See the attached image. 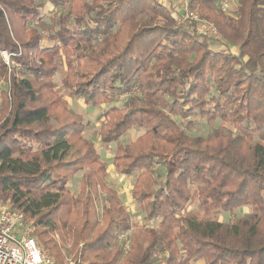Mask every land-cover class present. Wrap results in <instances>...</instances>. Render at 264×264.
Masks as SVG:
<instances>
[{"label": "trees", "instance_id": "1", "mask_svg": "<svg viewBox=\"0 0 264 264\" xmlns=\"http://www.w3.org/2000/svg\"><path fill=\"white\" fill-rule=\"evenodd\" d=\"M46 1L53 15L0 0V199L41 250L54 264H264V0H238L233 16L187 0L219 39L177 27L158 0ZM67 98L112 104L98 142L115 145L143 224Z\"/></svg>", "mask_w": 264, "mask_h": 264}, {"label": "built area", "instance_id": "2", "mask_svg": "<svg viewBox=\"0 0 264 264\" xmlns=\"http://www.w3.org/2000/svg\"><path fill=\"white\" fill-rule=\"evenodd\" d=\"M183 15L176 19L183 26L187 21L200 27L202 33L219 39V34L211 24L200 19L188 6L187 0H180ZM230 0H218L217 6L227 12ZM185 28V27H183ZM32 228L24 220L21 212L15 210L8 201L0 199V264H54L32 237ZM131 231L119 235L118 241L124 251L129 248Z\"/></svg>", "mask_w": 264, "mask_h": 264}, {"label": "rangeland", "instance_id": "3", "mask_svg": "<svg viewBox=\"0 0 264 264\" xmlns=\"http://www.w3.org/2000/svg\"><path fill=\"white\" fill-rule=\"evenodd\" d=\"M42 3L44 4V8H43V11H47L48 10V13L50 15H53V13H55V11H52L51 10V7L49 6V4H47V1L46 0H41ZM165 4L169 5V3H171L170 6L173 7V9L175 8L176 10H179V7H181V2L178 0H164ZM179 13V12H178ZM183 15V13H181ZM180 19V18H178ZM191 24V21H187L186 22V26L185 24H183V26L181 25H178L177 22H176V26L179 27V28H182V29H187L189 28L188 26ZM185 27V28H183ZM205 34V33H204ZM207 35V34H206ZM215 39V38H214ZM216 45L217 47L219 45H217V42L214 44ZM215 46V47H216ZM222 48V47H221ZM232 51V49H231ZM0 58L2 59L3 63L5 65H7L8 67H10V55L6 52V51H1L0 52ZM64 61V60H63ZM63 61H60V63H62L61 65L63 66ZM12 67H15V69H18V65H13L11 66ZM64 67V66H63ZM10 68V69H11ZM65 68V67H64ZM63 68V69H64ZM58 76L57 78L55 79L57 82H58ZM7 81V79H6ZM5 81L2 80L1 82V85H5L4 84ZM60 85V84H58ZM63 95H65L63 93ZM119 101L116 102V103H113V105H121V103H123V101H125L127 99V96H121V97H118ZM67 104L68 106L75 112H79L80 114H83L86 118V120L88 121V125H87V131H86V137L94 144L95 148L97 149V151L99 152L100 156H101V159L105 162L106 166L109 167V165H111V161H112V157L115 153V145L114 144H110V145H107V146H104V145H101L99 144L98 142V138H99V135H98V130H99V126H100V118H101V115L107 110V108H109L112 104H103L101 105L100 107H95V108H88L86 107L84 104L81 103V101L79 100H70L67 98ZM207 132L204 131L202 132L201 134L205 135ZM142 134V130H130L129 133L124 136L122 138V141L123 142H127V141H131V140H134L136 139L138 136H140ZM60 174V173H59ZM58 175V174H57ZM109 178L108 180L111 182V183H114L113 185H115L116 189L119 191V194L121 195V197L125 200L126 199V196L128 198V200H130L129 198V195H130V183L132 184V182L129 181L126 182L123 180V178L119 177L118 175H116L113 170L110 171L109 173ZM79 178L80 176L77 175L75 177V182L74 184L71 183L72 187H73V190H77V186H78V181H79ZM101 204V201H97V206ZM194 208L195 205H191L189 206L188 208ZM249 212V208L247 207H244V208H241V210H236L232 216L228 215V214H222V213H215L213 216L215 218L218 219V221H221V222H229L231 220V218L235 217V216H239V215H244L246 213ZM134 221L136 222L137 225H140V224H143L144 221H142V215L140 212H135V217H134ZM135 231V230H134ZM196 264H202L200 262L196 263Z\"/></svg>", "mask_w": 264, "mask_h": 264}, {"label": "crops", "instance_id": "4", "mask_svg": "<svg viewBox=\"0 0 264 264\" xmlns=\"http://www.w3.org/2000/svg\"><path fill=\"white\" fill-rule=\"evenodd\" d=\"M158 1H159L161 4H163L164 6H168V7H169V6L171 5V3H169V5L165 4L164 0H158ZM179 1H180V0H178V2H179ZM237 9H238V0H230V4H229L228 11L225 12V14H227V15H229V16H233V15L235 14V12L237 11ZM174 10H175V13H176V19H177L179 16H182V15H181L182 10L180 9V7H179V10H176L175 8H174ZM178 12H179V13H178ZM196 27H197V30H198L199 32H201L200 27H199V26H196ZM201 33H202V32H201ZM215 43H216V42H215ZM110 164H111V165H109V167H107L108 176H110L109 173H110L111 170H113V172H114L116 175H118V174L114 171V168H113V165H112V161H111ZM118 176H119V175H118ZM119 177H121V176H119ZM121 178H123V180L126 181V182L129 181V183H130V180H129L128 178H124V177H121ZM130 185L132 186L131 183H130ZM131 186H130V192H131ZM118 194H119V191H118ZM119 196H120V198H121V201H122V202L124 203V205L128 208V210H129L131 213L135 214V212H136V208H135V206H134V203L132 202L131 194L129 195L130 200H128L127 196H126V199H125V200L121 197L120 194H119Z\"/></svg>", "mask_w": 264, "mask_h": 264}]
</instances>
